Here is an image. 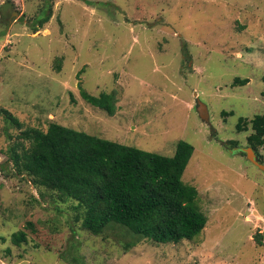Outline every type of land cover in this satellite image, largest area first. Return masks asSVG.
<instances>
[{"label":"rangeland","instance_id":"1","mask_svg":"<svg viewBox=\"0 0 264 264\" xmlns=\"http://www.w3.org/2000/svg\"><path fill=\"white\" fill-rule=\"evenodd\" d=\"M81 86L114 94L116 113L86 102ZM258 114L264 0H0V264H264V169L247 155ZM51 122L168 157L192 144L183 181L206 228L179 244L117 224L85 229L75 200L8 161L22 131ZM254 152L264 165V146Z\"/></svg>","mask_w":264,"mask_h":264},{"label":"trees","instance_id":"2","mask_svg":"<svg viewBox=\"0 0 264 264\" xmlns=\"http://www.w3.org/2000/svg\"><path fill=\"white\" fill-rule=\"evenodd\" d=\"M48 20L47 16L42 23ZM236 83L246 85L249 80L237 79ZM80 88L86 102L110 115L116 113L114 94L95 96ZM4 114L21 127L9 111ZM247 122L246 118L239 120V132L247 130L243 126ZM250 122L253 132L248 142L258 151L264 146V115H255ZM194 151L192 144L181 140L175 155L168 157L51 122L46 131H22L7 156L18 175L29 176L62 201L75 200L84 228L93 234L100 235L117 224L140 239L179 244L193 240L208 222L198 205L197 188L183 181ZM26 239L24 231L12 237L15 245ZM255 240L264 243L259 235Z\"/></svg>","mask_w":264,"mask_h":264},{"label":"water","instance_id":"3","mask_svg":"<svg viewBox=\"0 0 264 264\" xmlns=\"http://www.w3.org/2000/svg\"><path fill=\"white\" fill-rule=\"evenodd\" d=\"M4 10L6 11L7 10V7L5 6L4 7ZM199 112H200V115L203 119L205 120H208L209 118L207 117L208 116V111H207V107L203 104L200 105L199 107ZM207 117V118H206ZM247 155L249 157V159L255 164L257 165L258 167L264 169V165L261 164L259 161H258V157L257 155L255 154V152L252 150V149H248L247 151Z\"/></svg>","mask_w":264,"mask_h":264}]
</instances>
